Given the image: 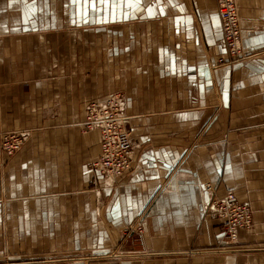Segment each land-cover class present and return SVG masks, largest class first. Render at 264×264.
<instances>
[{
  "label": "crops",
  "instance_id": "crops-1",
  "mask_svg": "<svg viewBox=\"0 0 264 264\" xmlns=\"http://www.w3.org/2000/svg\"><path fill=\"white\" fill-rule=\"evenodd\" d=\"M0 0V264H264V0ZM121 95L120 176L93 166L86 108ZM213 191L206 189V184ZM234 192L252 226L229 246L206 205Z\"/></svg>",
  "mask_w": 264,
  "mask_h": 264
},
{
  "label": "built area",
  "instance_id": "built-area-1",
  "mask_svg": "<svg viewBox=\"0 0 264 264\" xmlns=\"http://www.w3.org/2000/svg\"><path fill=\"white\" fill-rule=\"evenodd\" d=\"M223 27V45L231 58L241 51V27L237 18L235 0H216ZM225 59L220 58L219 62ZM122 97L110 95L102 102L90 103L86 108L85 128L97 130L101 136V152L93 163L102 172L120 176L131 168L132 140L124 125ZM27 139V133L19 130L0 131V173L6 157L19 152ZM99 170V169H98ZM206 189L213 191L210 183ZM214 216L221 220L223 240L229 246L239 241V232L252 226L253 212L248 203L237 199L234 192L223 196L214 194L206 205Z\"/></svg>",
  "mask_w": 264,
  "mask_h": 264
},
{
  "label": "rangeland",
  "instance_id": "rangeland-1",
  "mask_svg": "<svg viewBox=\"0 0 264 264\" xmlns=\"http://www.w3.org/2000/svg\"><path fill=\"white\" fill-rule=\"evenodd\" d=\"M219 13V11H218ZM221 20V19H220ZM221 25H222V22H221ZM241 55V51L239 52V55L236 56L235 58H231L229 55H228V59H225L224 61L220 62V63H224V62H228V63H234L238 58L239 56ZM223 236V235H222Z\"/></svg>",
  "mask_w": 264,
  "mask_h": 264
},
{
  "label": "snow or ice",
  "instance_id": "snow-or-ice-1",
  "mask_svg": "<svg viewBox=\"0 0 264 264\" xmlns=\"http://www.w3.org/2000/svg\"><path fill=\"white\" fill-rule=\"evenodd\" d=\"M74 3H80L81 0H73ZM90 0H83V5L85 6V8H87V6L89 5ZM101 2H104V0H101Z\"/></svg>",
  "mask_w": 264,
  "mask_h": 264
},
{
  "label": "bare ground",
  "instance_id": "bare-ground-1",
  "mask_svg": "<svg viewBox=\"0 0 264 264\" xmlns=\"http://www.w3.org/2000/svg\"><path fill=\"white\" fill-rule=\"evenodd\" d=\"M236 1V0H235ZM235 6H236V13H237V4H236V2H235ZM237 18H238V20H239V17H238V14H237ZM240 23V22H239ZM241 27V26H240ZM222 30H223V27H222ZM224 34V32L222 31V35ZM87 116V115H86ZM86 129V128H85ZM95 162V161H94ZM93 162V163H94ZM93 166H96V165H93ZM97 167V166H96ZM97 169H99V170H101V168L100 167H97Z\"/></svg>",
  "mask_w": 264,
  "mask_h": 264
}]
</instances>
